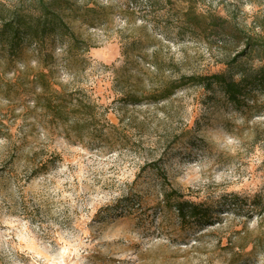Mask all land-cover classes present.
Segmentation results:
<instances>
[{
	"label": "rangeland",
	"instance_id": "374dc122",
	"mask_svg": "<svg viewBox=\"0 0 264 264\" xmlns=\"http://www.w3.org/2000/svg\"><path fill=\"white\" fill-rule=\"evenodd\" d=\"M57 9L82 42L67 52L50 38L51 79L95 116L51 117L25 83L36 52L0 56V264H264V84L240 102L195 83L156 102L119 100L180 75L255 70L264 0H61ZM157 169L210 205L214 223L183 225L164 206Z\"/></svg>",
	"mask_w": 264,
	"mask_h": 264
},
{
	"label": "trees",
	"instance_id": "16d2710c",
	"mask_svg": "<svg viewBox=\"0 0 264 264\" xmlns=\"http://www.w3.org/2000/svg\"><path fill=\"white\" fill-rule=\"evenodd\" d=\"M60 2L61 0H31L30 8H25L23 5L7 8L0 3V56L12 60L19 56L25 47H31L37 54L39 67L32 73L25 74V83L32 84L31 87H34L35 90L39 89V92L35 93L33 97L35 104L41 106L51 117L63 122L69 119V114L75 108H78L82 114L90 115V118H93L95 115L90 101L76 99L73 102L64 93V86L57 84L50 76L52 65L55 63L53 53L48 47L50 38L52 41L56 37L57 40L66 42L67 52L81 48L82 42L76 37L57 9ZM211 25L220 24L214 22ZM246 40V44L249 43V39L246 38ZM252 46L261 48L264 53V37L260 42L252 43ZM85 50H87V46ZM126 58L129 61L128 56ZM123 69L125 71L123 80L128 81L131 73L127 68ZM30 74H32V78L27 79ZM189 83L199 84L205 90H211L214 85H219L227 99L240 102L246 88L264 84V60L255 70L250 73H240L238 77H235L234 73L225 72L180 75L163 81L158 88L147 93L131 89L124 90L121 92L119 100L125 105L140 104L145 99L156 102L170 97L176 89ZM157 170L162 177L164 206L174 209L183 225H212L214 223L213 210L210 205L185 198L179 190L169 185L163 172Z\"/></svg>",
	"mask_w": 264,
	"mask_h": 264
}]
</instances>
